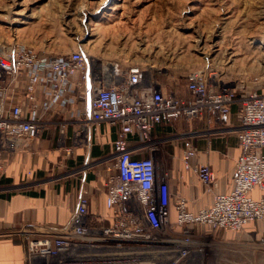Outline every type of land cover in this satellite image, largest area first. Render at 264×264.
Here are the masks:
<instances>
[{
    "label": "built area",
    "instance_id": "2783aa9c",
    "mask_svg": "<svg viewBox=\"0 0 264 264\" xmlns=\"http://www.w3.org/2000/svg\"><path fill=\"white\" fill-rule=\"evenodd\" d=\"M111 66L113 71L103 66L93 71L81 51L41 55L18 42L0 44V173L7 155L30 148L31 142L52 126H57L63 137L71 127L75 146L86 145L90 134L103 124L116 129L109 156L115 173L106 184L111 225L92 227L88 199L81 196L69 229L48 234L22 232L27 263L60 264L63 262L58 260L71 257L75 245L91 243L109 248L157 247L165 264H201L196 255L203 258L205 251L194 227L241 231L264 220V196H251L254 189L264 191V93L250 90L238 100L235 89L215 87L199 70L187 76L190 97L182 99L173 92L165 94L139 66L125 70L119 64ZM238 101L243 118L237 133L241 152L235 163L233 191L216 192L211 166H194L197 151L184 140L182 166L196 173L214 203L209 209L192 212L188 200L178 197L173 219L170 189L162 180L167 173L159 176L152 157L159 144L154 130L179 118L189 122L206 117L209 122L221 123ZM142 151L149 155L137 157Z\"/></svg>",
    "mask_w": 264,
    "mask_h": 264
},
{
    "label": "rangeland",
    "instance_id": "374dc122",
    "mask_svg": "<svg viewBox=\"0 0 264 264\" xmlns=\"http://www.w3.org/2000/svg\"><path fill=\"white\" fill-rule=\"evenodd\" d=\"M13 42L41 55L81 51L93 71L108 64H119L124 70L139 66L148 79L173 93L185 86L187 76L175 75V68L189 67L188 61L181 60L189 55L198 67H210V72L214 70L224 79L219 86L235 89L238 100L250 90L264 93V0H0V44ZM161 146L158 144L152 153L160 177L166 172L160 161ZM213 232H195L201 236L205 251L203 258L196 255L201 264H261L256 257H263L264 251L232 250L231 255H224L225 249L213 238ZM87 245L99 256L58 261L166 263L159 258L161 249L157 247ZM106 250L134 254L109 261L100 255Z\"/></svg>",
    "mask_w": 264,
    "mask_h": 264
},
{
    "label": "crops",
    "instance_id": "0c3cea01",
    "mask_svg": "<svg viewBox=\"0 0 264 264\" xmlns=\"http://www.w3.org/2000/svg\"><path fill=\"white\" fill-rule=\"evenodd\" d=\"M194 59L189 55L181 57L190 66L175 68V75L188 76L201 69L215 87L223 82L224 79L218 78L214 70L210 72L212 68L198 67L193 63ZM162 87L165 94L170 93ZM175 94L189 99L186 79L185 86ZM242 118V105L238 101L221 123L209 122L206 117L189 122L179 118L154 130V138L162 145L160 161L167 173L162 180L170 189L173 219L178 197L188 200L192 212L209 209L214 203L213 195L207 192L196 173L182 166L184 140H189L197 151L193 165L208 163L215 173L216 192L229 194L234 189L235 163L241 152L237 133ZM115 130V127L103 124L97 132L90 134L86 145L75 146L71 127L63 137L57 126H52L34 139L30 148L7 155L0 173V264H28L22 232L35 230L48 234L61 228L69 229L81 196L88 199V222L92 227L103 229L111 225L112 213L106 205V184L115 173L113 162L109 159L113 152ZM68 149L71 151L68 152ZM148 155V152L142 151L136 156L143 158ZM251 196L260 199L264 191L254 189ZM194 230L200 235H212L213 232L206 225L196 226ZM217 231L213 232V238L225 249L223 254L226 256L231 255L232 250L237 253L241 250L264 251V220L251 223L241 231ZM87 244L91 243L75 245L70 258H76L73 255L75 248L80 247L83 252L94 251V247ZM250 259L254 260L253 257ZM256 260L264 264V256L256 257Z\"/></svg>",
    "mask_w": 264,
    "mask_h": 264
},
{
    "label": "bare ground",
    "instance_id": "6f19581e",
    "mask_svg": "<svg viewBox=\"0 0 264 264\" xmlns=\"http://www.w3.org/2000/svg\"><path fill=\"white\" fill-rule=\"evenodd\" d=\"M16 2V1H15ZM18 3V1L16 2ZM15 4V3H14ZM16 5V4H15ZM19 11V10H18ZM16 13H18L16 11ZM19 15V14H18ZM84 26V25H83ZM201 43V42H200ZM206 48V47H205ZM173 60V59H172ZM90 62V61H89ZM103 68L107 71H113V67L108 64V65H104ZM113 251H117V250H112V251H109V250H106V251H103V253H101L100 255L103 254L104 257H106L107 259H111L109 261H112V260H117V259H120V260H123V259H128V258H131L132 253L131 251H128V250H123V251H118V252H115L113 253ZM100 251H98L99 253ZM123 252V253H121ZM134 252V251H133ZM73 255H76V258H79V257H82V258H86V257H95V256H99L97 255V250H94L92 252H83V251H80V247L79 248H75L73 250ZM114 258V259H113Z\"/></svg>",
    "mask_w": 264,
    "mask_h": 264
},
{
    "label": "trees",
    "instance_id": "16d2710c",
    "mask_svg": "<svg viewBox=\"0 0 264 264\" xmlns=\"http://www.w3.org/2000/svg\"><path fill=\"white\" fill-rule=\"evenodd\" d=\"M91 226H92V225H91ZM220 230H222V229H220ZM216 231H217V230H216ZM218 231H219V230H218ZM218 231H217V232H218Z\"/></svg>",
    "mask_w": 264,
    "mask_h": 264
}]
</instances>
